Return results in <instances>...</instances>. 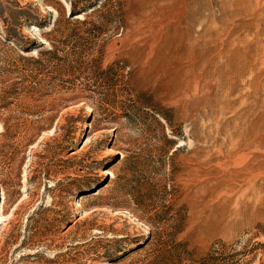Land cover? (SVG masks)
<instances>
[{"label": "rangeland", "instance_id": "374dc122", "mask_svg": "<svg viewBox=\"0 0 264 264\" xmlns=\"http://www.w3.org/2000/svg\"><path fill=\"white\" fill-rule=\"evenodd\" d=\"M166 6L0 0L3 89L73 60L0 98V264H264V0Z\"/></svg>", "mask_w": 264, "mask_h": 264}, {"label": "trees", "instance_id": "16d2710c", "mask_svg": "<svg viewBox=\"0 0 264 264\" xmlns=\"http://www.w3.org/2000/svg\"><path fill=\"white\" fill-rule=\"evenodd\" d=\"M75 15L74 6L71 3V12L69 13V19H72ZM60 15L58 14L54 27L59 23ZM81 24L86 23L83 19L82 21H78ZM52 33L56 32V28L51 30ZM50 47L49 49L43 50L41 47L43 45H38L35 56H19L13 62L14 71L19 80L18 83H12L8 89H3L0 85V98L2 100H7L8 98H14L16 93H25L28 90V93L33 95L41 94L43 88H45L44 92L41 94V97H37L38 100L44 96L61 94L64 95L66 92H69L67 87L61 86L59 81H62V75L58 73L59 64L62 62L63 64L68 66L67 74L71 72L73 60L70 59L69 54L64 55L63 57H58L56 51L54 50V46L52 45V41L49 40ZM36 48V47H33ZM32 48V49H33ZM40 48V49H39ZM30 47L25 48L27 53L32 51ZM42 76L49 77V82L46 83L45 78L42 79ZM25 82H28V85H24ZM46 83V85H44ZM45 86V87H43ZM63 103H67L71 101V98H61ZM4 103L1 107L7 108V106L11 103ZM37 112H32L30 115L36 114ZM9 120V119H8ZM9 122V121H8ZM7 120L2 121V132L1 135L8 130ZM72 133L71 129H68L64 134V138H68Z\"/></svg>", "mask_w": 264, "mask_h": 264}, {"label": "bare ground", "instance_id": "6f19581e", "mask_svg": "<svg viewBox=\"0 0 264 264\" xmlns=\"http://www.w3.org/2000/svg\"><path fill=\"white\" fill-rule=\"evenodd\" d=\"M163 1L166 2V4L168 5V6H166V15H169L170 11L178 10L181 13L185 11V9H183L184 0H147V2L152 4L155 9H159L161 7V3ZM185 3H186V1H185ZM187 4H188V1H187ZM162 9H164V8H162ZM172 59H173L172 63L174 64V66L179 65V64H177L178 63L176 60L177 58L172 57ZM170 72H172V71H170Z\"/></svg>", "mask_w": 264, "mask_h": 264}]
</instances>
